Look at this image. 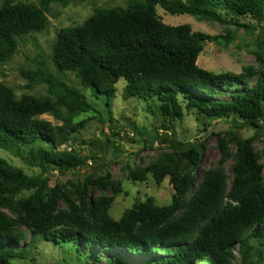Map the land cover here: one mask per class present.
Listing matches in <instances>:
<instances>
[{
	"label": "trees",
	"instance_id": "obj_1",
	"mask_svg": "<svg viewBox=\"0 0 264 264\" xmlns=\"http://www.w3.org/2000/svg\"><path fill=\"white\" fill-rule=\"evenodd\" d=\"M51 0L40 6L3 0L0 7V74L2 66L19 51V40L41 33L48 26ZM160 6L171 15H190L221 25L249 28L239 22L251 16L264 17V0H129L127 7L97 9L82 25L62 29L52 47L56 73L42 66L22 75L29 85L45 84L48 95L25 94L0 83V150L21 156L41 173L64 175L83 162L60 148L85 128L75 117L96 112L86 94L66 82L72 73L81 88L97 99L104 98L110 129L116 83L126 81L123 98L139 99L149 108L157 104L164 123L182 121L185 111L209 120L237 117L254 130L248 139H236L237 152L231 182L221 172L208 171L197 185L195 176L179 178V168L157 161L148 168L160 185L172 177L177 195L157 206L153 198L125 211L120 220L110 216L114 196L89 198L90 187L105 191L101 179L88 178L79 188V206L74 213L59 210L63 189L50 188L42 175H28L0 158V264L26 260V249H18L16 233L7 210L18 216L32 238L40 236L55 246L120 249L150 258L135 263L116 254L105 264H232V250L242 251L241 264H251L253 240H264V180L254 152L256 136L264 128V62L259 69L247 66L241 72L214 73L201 68L198 59L207 43L229 39L192 31L190 25L172 26L157 13ZM260 58L259 55H257ZM227 96L229 99H224ZM65 109V112L63 111ZM52 114L61 125L42 119ZM176 148L178 142L165 140ZM197 169L203 147L181 153ZM133 181L146 176L130 170ZM116 193L121 190L113 187ZM31 192L27 197H20ZM182 215L177 219L181 209ZM81 251V250H80Z\"/></svg>",
	"mask_w": 264,
	"mask_h": 264
},
{
	"label": "rangeland",
	"instance_id": "obj_2",
	"mask_svg": "<svg viewBox=\"0 0 264 264\" xmlns=\"http://www.w3.org/2000/svg\"><path fill=\"white\" fill-rule=\"evenodd\" d=\"M42 0H14L15 3L41 5ZM129 0H51L47 17L48 26L41 33H35L19 40L18 53L1 68L0 83L10 87L18 98L25 94L46 96L48 86L39 84L30 86L22 71L33 73L45 66L56 73L52 62V47L62 29L82 25L97 9L127 7ZM3 0H0V7ZM157 13L164 23L172 26L190 25L192 31L208 35H225L229 39L219 43H207L198 59V65L214 73L241 72L243 67L251 66L259 69L264 62V17L256 21L251 16L239 19L241 24L249 28L221 25L218 22L199 19L190 15H171L160 6ZM260 58H258V56ZM64 79L72 86L86 94L96 112H89L75 117L74 122H85V128L77 133L70 142L60 150L83 164L75 171L61 175L57 171L41 173L28 161V152L23 150L21 156L0 150V158L11 165L23 169L28 175H42L49 180L50 188L60 186L63 189L59 210L74 213L79 206V188L88 178L101 179L107 189L101 191L90 187L89 198L114 196L110 216L120 220L126 210L134 205L153 198L157 206H167L174 200L184 204L192 197L195 189L187 196H178L172 177L168 176L157 185L148 168L157 161H164L179 168V178L187 175L195 176L197 185L208 171L223 173L231 182L233 165L237 152L236 139H248L254 136V130L237 117L209 120L196 112L185 111L182 121L164 123L157 104L149 106L136 98L125 100L123 91L124 79L116 83L117 92L112 100L113 124L119 131L110 129L107 120L108 112L104 98L97 99L90 90L80 87L72 73H64ZM224 99L229 97L224 96ZM65 112V109H63ZM55 125H61L52 114L41 116ZM264 126V123H262ZM178 142L174 148L162 143ZM190 147H203V158L195 169L183 158L181 153ZM254 152L262 168L264 180V128L256 136ZM130 170L145 174V181H133ZM119 187L116 193L113 187ZM31 192H24L20 197H27ZM181 209L177 219L183 213ZM12 221L13 229L21 234L16 245L18 249H26V260H16L14 264H105L106 260L116 254L132 262L140 263L150 256L129 255L120 249L86 248L83 244L78 250L74 245L55 246L40 236L33 237L20 223L18 216L4 210ZM251 264H264V240L251 242ZM232 264H241L242 251L239 247L232 250Z\"/></svg>",
	"mask_w": 264,
	"mask_h": 264
}]
</instances>
